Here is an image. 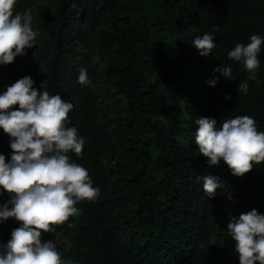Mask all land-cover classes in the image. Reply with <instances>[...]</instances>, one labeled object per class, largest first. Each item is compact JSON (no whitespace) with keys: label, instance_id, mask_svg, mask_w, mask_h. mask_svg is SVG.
I'll use <instances>...</instances> for the list:
<instances>
[{"label":"trees","instance_id":"1","mask_svg":"<svg viewBox=\"0 0 264 264\" xmlns=\"http://www.w3.org/2000/svg\"><path fill=\"white\" fill-rule=\"evenodd\" d=\"M26 9L36 45L0 65V92L9 76H30L39 89L47 67L45 89L73 104L69 126L85 140L82 156L68 155L100 190L42 240L74 264H239L227 224L264 213V162L239 177L223 161L209 166L194 121L249 116L264 132V44L246 94L237 88L247 71L227 57L252 34L264 37V0H17L13 12ZM206 32L216 46L204 57L192 40ZM219 64L236 80L215 73ZM81 68L90 86L77 82ZM11 152L0 129V153ZM207 175L224 182L212 198L198 178ZM18 224L0 223V242Z\"/></svg>","mask_w":264,"mask_h":264},{"label":"clouds","instance_id":"2","mask_svg":"<svg viewBox=\"0 0 264 264\" xmlns=\"http://www.w3.org/2000/svg\"><path fill=\"white\" fill-rule=\"evenodd\" d=\"M17 0H0V65L14 62L26 49L36 45L38 33L33 30L29 10L13 12ZM215 35L204 33L192 40L201 56L212 55ZM264 37L252 34L247 44L237 43L227 53L229 60L239 62L247 71L246 80L239 81L238 93H247L248 80H257L258 55ZM220 77L236 80L232 67L219 64ZM219 77L208 84L215 87ZM80 85L90 86L85 68L77 78ZM259 83V81H257ZM30 76H24L0 92V129L9 136L12 152L0 153V223L9 218L19 222L11 230L10 239L0 242V264H74L63 259L52 240H42L43 233L55 232L53 225H62L69 217L79 215L75 207L82 200H95L99 188L93 186L86 168L68 155L82 156L85 140L75 126H69L68 113L73 104L59 94H50L43 82L38 89ZM230 95L225 99H230ZM18 105V108L13 106ZM194 123L198 151L207 157L209 166L223 161L234 176H243L254 164L264 162V132L257 130L249 116L223 120L198 117ZM203 190L215 197L224 189L218 176L198 177ZM228 199H232L229 194ZM70 226V225H69ZM227 232L235 241L239 264H264V213L253 208L239 216H229Z\"/></svg>","mask_w":264,"mask_h":264},{"label":"rangeland","instance_id":"3","mask_svg":"<svg viewBox=\"0 0 264 264\" xmlns=\"http://www.w3.org/2000/svg\"><path fill=\"white\" fill-rule=\"evenodd\" d=\"M16 58H20V59L24 60L25 59V55L17 56ZM47 75H48V70H47V67H46L43 70V82H45V85H46ZM15 81L16 80L13 77H11V76L8 77V84H13ZM105 165L108 168H112L113 165H114V161H106Z\"/></svg>","mask_w":264,"mask_h":264}]
</instances>
